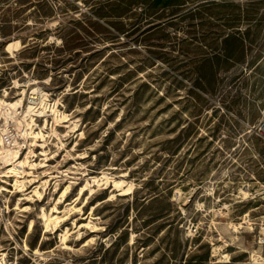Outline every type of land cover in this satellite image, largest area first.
<instances>
[{
    "label": "rangeland",
    "instance_id": "rangeland-1",
    "mask_svg": "<svg viewBox=\"0 0 264 264\" xmlns=\"http://www.w3.org/2000/svg\"><path fill=\"white\" fill-rule=\"evenodd\" d=\"M35 89L46 141L24 133ZM23 91L8 119L2 103ZM0 99V128L39 165L21 189L0 178V264L264 256V0H0ZM43 214L59 223L47 229Z\"/></svg>",
    "mask_w": 264,
    "mask_h": 264
},
{
    "label": "bare ground",
    "instance_id": "bare-ground-1",
    "mask_svg": "<svg viewBox=\"0 0 264 264\" xmlns=\"http://www.w3.org/2000/svg\"><path fill=\"white\" fill-rule=\"evenodd\" d=\"M21 47H22V42L20 40H13V41L7 43L6 50L13 53L14 51L19 50ZM25 95H26L25 91H23L22 96L19 99H17L16 102H14V103H2V104H6L3 107L5 108V111H6L5 113L8 115V119L9 118L10 119L16 118V115H18L17 114L18 111L22 109L21 107H23V101H24ZM30 99H31L30 103H32V104L26 108V116H24L25 117V127H26V131L24 133L26 134L27 137H29L31 139L42 138L43 141H46L45 135L43 133V128L40 129L37 133L33 129V127L36 125L34 116H36V114H39L42 116L43 113L46 112V111H44L45 110V108H44V100H45L44 95L41 93L40 90L35 89L34 91L31 92ZM0 102H3V101L0 99ZM11 108H13V109H11ZM50 109L54 114V122L56 123L57 126L70 128L71 132L74 134L82 129L80 127V125L78 124L77 120H72L74 118L73 113H66V112L59 111L55 108V106L51 107ZM20 114L22 115L21 111H20ZM15 120H17V119H15ZM63 123H66L68 125H62ZM53 126H52V132L55 133V135H57L59 137V135L56 132L57 129L54 128ZM7 131H8L7 127L0 128V158L2 159V163H4L3 166H1V165L0 166L2 169H5V171H3L2 174L0 173V178H3V177L14 178L15 179L14 185L17 187V189L18 188L21 189V188L26 186V185H24L26 182V181H24L25 180L24 178H26L27 175L32 174L33 172L31 170L32 169L34 170V168H36L39 165H37V163H34L32 160H30L29 156H25L23 158V155L17 151L19 149L16 148L15 149L16 151H15V150L9 149L5 146V144L3 142V135ZM67 134H70V131H67ZM84 134H85L84 131H80V133H78L76 135V138L80 137V139H83ZM59 140L62 142L61 138H59ZM42 153H43V156L46 157L45 159H47V153L44 151ZM26 165L29 166L30 171H27L24 168V166H26ZM21 179H24V180H21ZM44 182H45V184L47 183V181H44ZM93 182L96 183L100 187L101 185H103V184H101L102 182H105V183L109 182V178L107 175H104V177H102V178L95 177ZM113 182H114V186L125 194L131 193L133 190L131 183H127L125 181H116V180H114ZM87 187H89V183L85 187H82V192ZM69 188H70V186L65 188L66 190H65L64 194L68 191ZM89 190L91 193L94 192V189L92 187H89ZM35 193L38 194L39 196L41 195V192L38 191L37 187L35 189ZM241 193L246 197L248 196L247 191H241ZM43 216L47 218V220H46V228L47 229L48 228L50 229L52 224L56 226V224L59 223L58 218H56L55 220H52L51 219L52 217H48L45 214H43ZM235 229H236V227H235ZM63 239H66V237ZM92 241H93V239H92ZM216 249L218 250V248H216ZM213 254H214V252H213ZM223 257H225V259H226V257H229V255H223ZM250 258L252 260L251 264H264V257L261 255V253H259L258 250L251 252ZM227 260H228V258H227ZM224 261H226V260H224Z\"/></svg>",
    "mask_w": 264,
    "mask_h": 264
},
{
    "label": "built area",
    "instance_id": "built-area-1",
    "mask_svg": "<svg viewBox=\"0 0 264 264\" xmlns=\"http://www.w3.org/2000/svg\"><path fill=\"white\" fill-rule=\"evenodd\" d=\"M8 131L3 135V142L6 147L10 149L20 148L19 141L22 139L20 133H13L10 128H7ZM258 136L264 141V121L258 126ZM258 245H260L264 250V235L258 239ZM264 257V256H263Z\"/></svg>",
    "mask_w": 264,
    "mask_h": 264
}]
</instances>
